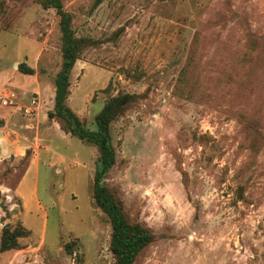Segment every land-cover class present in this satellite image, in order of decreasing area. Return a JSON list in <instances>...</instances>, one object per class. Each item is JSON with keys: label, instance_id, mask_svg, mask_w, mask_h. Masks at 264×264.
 I'll return each instance as SVG.
<instances>
[{"label": "rangeland", "instance_id": "374dc122", "mask_svg": "<svg viewBox=\"0 0 264 264\" xmlns=\"http://www.w3.org/2000/svg\"><path fill=\"white\" fill-rule=\"evenodd\" d=\"M62 4L76 36L105 40L84 50L69 76L66 104L84 125L94 128L107 97L146 89L110 124L115 162L104 179L158 235L132 264H264V0ZM6 6L0 108L27 123L30 99L42 100L40 114L52 104L57 16L35 0ZM20 62L34 73H20ZM41 119L21 128L33 144L29 160L0 161V228L19 222L30 231L0 264H109V223L90 198L96 150ZM250 128L262 139L256 149Z\"/></svg>", "mask_w": 264, "mask_h": 264}, {"label": "trees", "instance_id": "16d2710c", "mask_svg": "<svg viewBox=\"0 0 264 264\" xmlns=\"http://www.w3.org/2000/svg\"><path fill=\"white\" fill-rule=\"evenodd\" d=\"M6 1L0 0V13L6 9ZM42 9H53L57 16L59 31L60 62L53 77L52 106L46 111L48 120L57 123L58 128L85 144L92 145L96 150L95 168L91 177V202L105 216L109 223L110 232L108 249L112 257L109 264H132L138 253L149 243L156 240V235L148 226L142 224L137 218L130 216L123 208L117 191L105 184L104 179L109 168L115 162V149L111 143L110 124L133 109L144 98L146 89L141 93H128L118 91L115 95L107 97L98 112L94 115V128L89 129L66 104L69 94V76L75 61L82 52L88 48H96L104 39L86 36H76L72 29L71 13L64 9L62 0H35ZM97 2V1H96ZM96 2L92 6H95ZM6 28L7 25H4ZM16 69L31 75L34 69L23 62L17 64ZM133 80L139 75L126 73ZM107 88V87H106ZM105 88V89H106ZM248 129L245 137L249 145L257 148L262 142L258 134H251ZM28 151H25L26 159ZM182 184L186 188V175L182 173ZM0 207L7 212L0 202ZM30 231L21 223H4L0 228V254L10 250H19L23 247L21 239L27 237ZM67 251L69 243L64 245Z\"/></svg>", "mask_w": 264, "mask_h": 264}, {"label": "crops", "instance_id": "0c3cea01", "mask_svg": "<svg viewBox=\"0 0 264 264\" xmlns=\"http://www.w3.org/2000/svg\"><path fill=\"white\" fill-rule=\"evenodd\" d=\"M37 89H40V86L37 85L36 86ZM2 88V85L0 84V90ZM32 88V85H23L21 86V92L24 93L26 89ZM51 97L53 96V87L52 90L50 92ZM38 101V100H37ZM36 106H33V109L31 111V113L29 115H27L26 120L25 121H17V116L14 114L16 111H12L14 112L13 114H10L7 112L6 108H0V120L2 121L0 123V161H2L3 159H5L7 156L12 155L13 157H20L21 159L25 156V151L29 148L32 147L33 144H31L32 142L30 141V139L27 138V135L21 130V128H26L28 126H34L35 128H37L38 125V120L40 118H46V111L49 110L51 108V105L47 108V110H45L42 114H40L41 112V107L43 105L42 100H40L38 103H36ZM10 105H12V102L10 103ZM9 105V106H10ZM28 105V104H27ZM26 106V105H25ZM12 107L13 110H16L15 107L16 106H10V108ZM21 108V107H20ZM37 109V111H36ZM23 119V118H22ZM35 119V122L33 123H28L29 121H32ZM41 119V120H42ZM24 120V119H23ZM24 122V123H23ZM27 124V125H26ZM26 126V127H25ZM43 148V147H42ZM31 157L34 156L35 158H37V150L32 148L31 149ZM29 155V151L28 154L26 156L25 159V163L27 162L26 160L28 158Z\"/></svg>", "mask_w": 264, "mask_h": 264}, {"label": "built area", "instance_id": "2783aa9c", "mask_svg": "<svg viewBox=\"0 0 264 264\" xmlns=\"http://www.w3.org/2000/svg\"><path fill=\"white\" fill-rule=\"evenodd\" d=\"M10 96H12L13 94L12 93H9ZM1 98V97H0ZM2 104H5L6 103V100H5V97L1 98V101H0ZM35 103V100L34 99H30L29 100V104L26 105L24 108H23V113L25 115H29L31 113V106H33V104Z\"/></svg>", "mask_w": 264, "mask_h": 264}]
</instances>
